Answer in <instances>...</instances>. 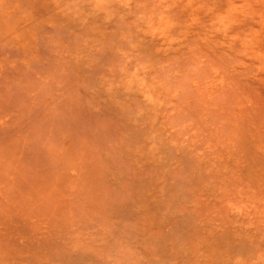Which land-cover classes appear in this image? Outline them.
I'll return each mask as SVG.
<instances>
[{"label": "rangeland", "instance_id": "obj_1", "mask_svg": "<svg viewBox=\"0 0 264 264\" xmlns=\"http://www.w3.org/2000/svg\"><path fill=\"white\" fill-rule=\"evenodd\" d=\"M0 264H264V0H0Z\"/></svg>", "mask_w": 264, "mask_h": 264}]
</instances>
